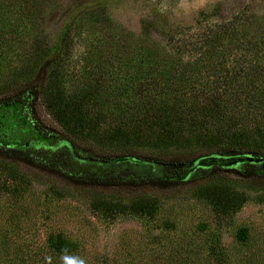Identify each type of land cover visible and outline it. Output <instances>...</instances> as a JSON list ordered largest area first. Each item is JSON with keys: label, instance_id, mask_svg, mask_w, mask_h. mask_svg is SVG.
<instances>
[{"label": "trees", "instance_id": "obj_1", "mask_svg": "<svg viewBox=\"0 0 264 264\" xmlns=\"http://www.w3.org/2000/svg\"><path fill=\"white\" fill-rule=\"evenodd\" d=\"M56 1L0 0V106H20L54 141L0 142L1 171L14 178L33 167L101 208L122 189L183 188L228 217L246 202V190L264 193V17L239 13L176 35L148 22V34L134 38L100 36L88 10L48 46L41 27ZM76 44L87 50V64L71 70ZM37 101L64 133L47 129ZM146 140L155 143L139 144ZM206 157L229 162L198 165ZM154 199L140 194L115 211L148 214ZM235 238L249 247L246 228ZM249 249L233 256L209 243L214 262L193 264H264V255Z\"/></svg>", "mask_w": 264, "mask_h": 264}, {"label": "rangeland", "instance_id": "obj_2", "mask_svg": "<svg viewBox=\"0 0 264 264\" xmlns=\"http://www.w3.org/2000/svg\"><path fill=\"white\" fill-rule=\"evenodd\" d=\"M88 10L93 12L89 23L100 36L126 33L141 38L149 32L148 22H157L166 33L176 35L239 13L264 17V0H57L46 11L41 27L45 43L55 44L65 23ZM86 52L76 44L69 69L86 66ZM36 111L49 131L64 133L39 101ZM34 141L54 142L22 116L20 106H0V142L20 146ZM19 171L13 178L0 170V260L9 259L8 264H193L206 258L213 263L209 243L233 256L248 248L264 255L263 192L246 190V202L228 217L220 215L208 199L183 188L122 189L119 199H110L109 207L101 208L89 195L70 191L52 175L33 167ZM145 193L155 198L150 213L115 211ZM239 228L247 229V248L235 238Z\"/></svg>", "mask_w": 264, "mask_h": 264}, {"label": "water", "instance_id": "obj_3", "mask_svg": "<svg viewBox=\"0 0 264 264\" xmlns=\"http://www.w3.org/2000/svg\"><path fill=\"white\" fill-rule=\"evenodd\" d=\"M228 162H229L228 160L218 157H206L199 160L198 165L207 167L214 165H223V164H227Z\"/></svg>", "mask_w": 264, "mask_h": 264}, {"label": "clouds", "instance_id": "obj_4", "mask_svg": "<svg viewBox=\"0 0 264 264\" xmlns=\"http://www.w3.org/2000/svg\"><path fill=\"white\" fill-rule=\"evenodd\" d=\"M81 264H82V262H81Z\"/></svg>", "mask_w": 264, "mask_h": 264}]
</instances>
